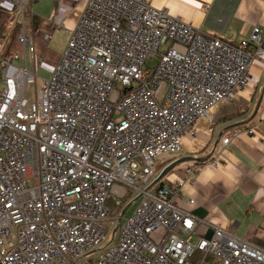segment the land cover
<instances>
[{"label":"built area","instance_id":"1","mask_svg":"<svg viewBox=\"0 0 264 264\" xmlns=\"http://www.w3.org/2000/svg\"><path fill=\"white\" fill-rule=\"evenodd\" d=\"M33 1L0 0L22 47L0 55V264H264L263 248L195 216L192 198L180 202L196 166L148 188L182 136L247 87L264 30L232 43L149 0H84L50 78L35 86Z\"/></svg>","mask_w":264,"mask_h":264},{"label":"crops","instance_id":"2","mask_svg":"<svg viewBox=\"0 0 264 264\" xmlns=\"http://www.w3.org/2000/svg\"><path fill=\"white\" fill-rule=\"evenodd\" d=\"M36 1L27 5L31 22L32 17L38 22L34 27L30 24L35 54L52 71L61 53L49 54L45 50L44 35H52L54 26L59 24L69 38L84 0H55L54 10L47 19L32 12ZM149 1L203 33L232 43L247 38L254 26L264 30V0ZM16 25L11 4L3 3L0 55L8 51L20 53L16 50ZM5 35L9 36L7 40ZM12 41L14 44L10 45ZM248 72L247 87L233 99L213 106L206 118L196 122L193 135L182 136L179 156L168 158L158 169L180 159L165 176L166 184H171L183 176L187 167L196 166L195 182L183 185L180 202L186 204L192 198L190 208L195 216L264 249V56L254 60ZM248 128L253 129L252 134L244 132ZM233 131L238 133L233 135ZM223 137L230 139L226 145L221 143ZM214 160L217 166L211 163Z\"/></svg>","mask_w":264,"mask_h":264},{"label":"rangeland","instance_id":"3","mask_svg":"<svg viewBox=\"0 0 264 264\" xmlns=\"http://www.w3.org/2000/svg\"><path fill=\"white\" fill-rule=\"evenodd\" d=\"M54 5H55V0H37L36 2L33 3L32 5V12L36 15H38L39 17L43 18V19H47L48 16L52 13V11L54 10ZM5 40H7L9 38V36L6 37V35L4 36ZM68 37L66 35V32L64 31V29H59V30H54L53 34L50 35V38L48 40H46L47 43V49H45L49 54H62L66 43L68 41ZM14 44V42L12 41L10 43V45ZM17 46L18 48L16 50L20 51V55L22 54L21 52V45L17 42ZM9 45V46H10ZM163 47H160V49H162ZM45 51V52H46ZM38 64L36 66V68L34 69V62L32 61L29 53L27 52L26 54V68L30 71H34L35 73V86H39L41 85L42 80L45 79H49L51 76V71L49 70V68L47 69V67L43 64L40 63V58L38 59ZM14 63L17 66H23V59L20 58L18 60H15ZM155 63V60L149 61L148 64L149 65H153ZM34 97V85L33 84H28L27 87V98L28 99H32ZM127 194H129V192H127ZM125 199H123L124 201ZM138 200L135 201L132 205H130L128 207V209L125 211L123 217H121V222L123 221L124 217L129 216L134 208L135 205L137 204Z\"/></svg>","mask_w":264,"mask_h":264},{"label":"water","instance_id":"4","mask_svg":"<svg viewBox=\"0 0 264 264\" xmlns=\"http://www.w3.org/2000/svg\"><path fill=\"white\" fill-rule=\"evenodd\" d=\"M192 159H194V158H192ZM180 162V159H177V160H173V161H171L169 164H167L165 167H163L160 171H159V173H158V175L156 176V178L150 183V185L148 186V188H150V187H152V186H154V185H156V184H158L165 176H166V174L173 168V167H175V165H177L178 163ZM136 200V199H135ZM134 200V201H135ZM133 201V202H134ZM132 202V203H133ZM132 203H129L122 211H121V213H120V217H122L123 216V214L125 213V211L128 209V207L132 204Z\"/></svg>","mask_w":264,"mask_h":264},{"label":"trees","instance_id":"5","mask_svg":"<svg viewBox=\"0 0 264 264\" xmlns=\"http://www.w3.org/2000/svg\"><path fill=\"white\" fill-rule=\"evenodd\" d=\"M27 15H28V13H27ZM37 23H38V22H37L36 18L32 17V22H31L32 26H33V27L36 26ZM16 27H17V25H16ZM16 27H15V28H16ZM17 30H18V27H17ZM163 184H166V182H165L164 179H162V180L159 182V185H163ZM198 256H199V254H198V253H195L193 259H197Z\"/></svg>","mask_w":264,"mask_h":264}]
</instances>
